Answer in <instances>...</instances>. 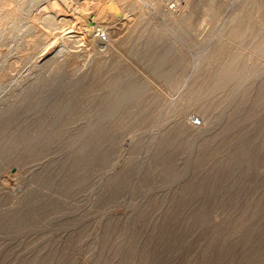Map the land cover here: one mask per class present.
I'll return each instance as SVG.
<instances>
[{
    "label": "bare ground",
    "instance_id": "obj_1",
    "mask_svg": "<svg viewBox=\"0 0 264 264\" xmlns=\"http://www.w3.org/2000/svg\"><path fill=\"white\" fill-rule=\"evenodd\" d=\"M122 1L0 0V264H264V0Z\"/></svg>",
    "mask_w": 264,
    "mask_h": 264
},
{
    "label": "rangeland",
    "instance_id": "obj_2",
    "mask_svg": "<svg viewBox=\"0 0 264 264\" xmlns=\"http://www.w3.org/2000/svg\"><path fill=\"white\" fill-rule=\"evenodd\" d=\"M80 1H82V0H80ZM84 1H89L90 2V4H91V9L90 10H92V12H95V13H97L99 10V12L100 13H102V15L99 13V15H101V16H103L104 14L103 13H105V12H107V10H108V8H109V4H113L114 6H116V8L118 9V11H119V14H121L122 12H123V10L124 9H122L121 7H124L122 4H120L121 2H123L122 0H84ZM145 1H147V0H145ZM169 1V0H168ZM174 1H177L176 3H177V5H179V8H181V6H183V8H185L184 7V5H187V6H189L191 3H192V1H194V0H174ZM189 1V2H188ZM120 2V3H119ZM101 3V4H100ZM148 5H149V3L148 2H146ZM99 6V7H98ZM119 6H121V7H119ZM150 6V5H149ZM191 6V5H190ZM92 7H93V9H92ZM98 7V8H97ZM151 7V6H150ZM97 13V14H98ZM195 15H198V13L196 14V13H194L193 14V16H195ZM161 16H154L153 18H152V20H154V22H156V23H159V22H161V23H159V24H162L163 22H165V21H163L164 19H163V17H162V19L160 18ZM156 18V19H155ZM161 19V20H160ZM160 20V21H159ZM203 26H205V28H203L202 26L199 28V29H197L196 30V32L199 30V32H197L196 33V36H188V37H186V38H179L181 41H178V47L179 48H183L184 50H186V55H187V57L189 56H191L192 55V53H193V51H194V47H192L191 48V46H194L193 45V43H194V41H195V39H196V41H199V40H202V39H204L203 37L204 36H206V33L209 35L210 33H209V31H211V30H207V29H210V27H209V25L207 24H205V25H203ZM204 29V30H203ZM204 32V33H203ZM206 32V33H205ZM194 35H195V33H193ZM199 36H198V35ZM201 34V35H200ZM205 34V35H204ZM169 36H171V37H173V34H171V32H170V35ZM175 37V36H174ZM173 37V38H174ZM195 38V39H194ZM176 40H179V39H177V38H175ZM193 106H191V108H189V110L188 111H190V113H193V114H191L192 115V117H199V119L201 120V116H200V114H199V109L198 108H195L194 110H193V108H192ZM191 110H193L192 112H191ZM190 115V114H189ZM202 121V120H201ZM159 125L158 127H160V122H157V123H155L154 124V126L155 125ZM208 124V125H207ZM199 126H202V122H201V124L200 125H198V127ZM205 126H207L208 128L210 127V125H209V122H206L204 125H203V127H200L199 128V131H202V132H206L207 130H208V128L207 127H205ZM198 127H197V130H198ZM168 128V126L166 127V129ZM201 129H203V130H201ZM207 129V130H206ZM152 132H156L154 129H152ZM203 140V139H202ZM144 147H146L145 145L144 146H142L141 148L143 149H141V150H139V151H141V152H138V155H140L141 157H139V156H137L136 155V166H139V164L143 161V158H144ZM125 152H127V151H125ZM143 152V153H142ZM140 153V154H139ZM142 154V155H141ZM143 157V158H142ZM142 158V159H141ZM138 164V165H137ZM136 169H137V167H136ZM136 172V171H135ZM123 210H125V208H120L119 209V211L118 212H124ZM120 212V213H121ZM121 217V216H120ZM120 217H117L115 220H113V221H111L110 222V226H108V230H107V233H106V235L105 234H102L101 232H100V234H99V236L97 237V239L98 238H100V242H102V243H100V242H98V249H97V253L95 254V256H94V259H93V261L91 262V264H108L109 263V261H106V259H107V257L109 256V254H110V250L109 249H111V251H112V249L116 246V243H117V240H116V238L115 239H113V237L117 234L116 232H118V230L117 229H119V225H121V223H122V219H123V217H121V219H120ZM118 219H120V221L118 220ZM116 221H118V222H116ZM110 227V228H109ZM114 227V228H113ZM113 229H115V231L113 230ZM109 232V233H108ZM113 232V233H112ZM111 233V234H110ZM110 234V235H109ZM111 236V237H110ZM101 237H103V238H101ZM106 238H108L109 239V241L108 240H106ZM113 239V240H112ZM108 241V242H107ZM100 243V244H99ZM103 243H105L106 245H104ZM115 243V244H114ZM113 244V245H112ZM100 245L102 246V248L100 247ZM115 245V246H114ZM110 246H113L112 248H110ZM99 251V252H98ZM104 252V253H103ZM99 254V255H98ZM104 254V255H103ZM98 256H100V257H98ZM56 261L58 260V262L60 263V264H67V261H66V259H63L62 257H60V259L59 258H57V259H55ZM79 261V260H78ZM79 264V263H78ZM85 264H90L89 262L88 263H85Z\"/></svg>",
    "mask_w": 264,
    "mask_h": 264
},
{
    "label": "built area",
    "instance_id": "obj_3",
    "mask_svg": "<svg viewBox=\"0 0 264 264\" xmlns=\"http://www.w3.org/2000/svg\"><path fill=\"white\" fill-rule=\"evenodd\" d=\"M191 123L195 126H198L201 124V120L199 119V117H191Z\"/></svg>",
    "mask_w": 264,
    "mask_h": 264
}]
</instances>
